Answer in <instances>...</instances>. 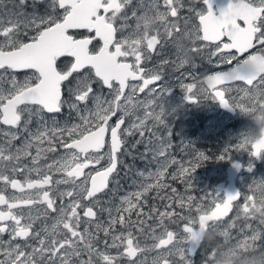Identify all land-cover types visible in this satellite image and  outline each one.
I'll return each mask as SVG.
<instances>
[{"label": "snow or ice", "instance_id": "1", "mask_svg": "<svg viewBox=\"0 0 264 264\" xmlns=\"http://www.w3.org/2000/svg\"><path fill=\"white\" fill-rule=\"evenodd\" d=\"M196 3L190 0L191 16L181 18L185 0H140L131 17L132 0H0V264H194L197 247L206 264L214 248L202 242L206 230L223 237L218 244L254 242L264 249V202L256 195L264 180L253 181L242 205L234 204L240 192L223 199L216 193L206 205L166 180L191 188V173L209 159L201 152L187 167L171 158V132L158 135L157 125L168 129L163 111L170 89L154 86L164 66L196 67L176 57L146 67L174 33L191 30L195 55L207 51L209 64L215 57L232 65L206 75L212 99L239 110L264 100V0H239L235 8L227 0L219 15L212 0H202V10ZM147 12L162 22L167 41L159 30L137 38L138 26L128 20ZM187 74L193 83H184L181 72L179 86L197 103L196 77ZM234 91L241 95L230 101ZM129 117L135 119L128 123ZM136 134L133 146L144 144L141 157L150 155L158 166L147 176L140 172L136 190L116 204L109 185L119 156L128 154L127 138ZM235 148L259 157L264 140L249 144L241 137ZM150 193L160 206L149 205Z\"/></svg>", "mask_w": 264, "mask_h": 264}, {"label": "rangeland", "instance_id": "2", "mask_svg": "<svg viewBox=\"0 0 264 264\" xmlns=\"http://www.w3.org/2000/svg\"><path fill=\"white\" fill-rule=\"evenodd\" d=\"M190 0H185V8L181 9L180 16L189 17L191 14L187 10V4ZM140 0H132V5L127 9V15L131 17V11L133 8L139 9ZM199 0L195 7H198ZM45 10L44 6H40L38 11L43 13ZM139 14V11H138ZM193 22H195V18L192 17ZM136 23L134 18H130L128 20V24L134 26ZM181 28H183V19L180 21ZM126 34V33H125ZM162 41H167V37L163 34V29H161ZM121 34L118 33L117 38L119 39ZM96 44V42H94ZM166 48H163L158 55L155 56L156 64L160 65L165 59H175L174 49L171 45L170 41H167L165 44ZM98 46V44L96 45ZM205 54V59H207V51L201 53L200 55H196V67L185 68L182 69L183 73V82L184 83H193L192 76H189L187 73L191 72L193 76L196 77V82L203 83V77L207 75L209 72H214L218 69L225 68L228 64H219L217 66H208L206 63H203L201 60V56ZM168 68L167 76L163 83L154 85L157 88L166 87L171 88L175 87L174 91L164 95V106L168 107H176L177 112L175 116H167L166 123L168 125V129L165 130L162 126L157 125L159 129L158 135L163 134L167 136L168 132H171V136L168 139L171 140L172 147L169 149L171 158L177 160L180 163H183L187 167H191L189 162H196L199 153H204L209 157V159L205 161H201L202 163L198 166L195 172L191 173V188H188L186 184L181 183L179 180L173 182L170 178L166 177V180L172 187H176L178 192L181 194H191L197 198V200H202L206 205L211 204L213 198L216 193L219 194L221 199L225 198V191L219 188V182L226 180L227 173L226 168L229 162L233 158H238L243 161L245 164L250 163V161H255V157L250 155V151L248 150H237L235 148L236 143L240 140V138H244L246 133V129L250 125V119L242 114L238 109L234 114L229 112L228 110L221 107L216 103L213 108L210 110L215 111L210 117L206 118V124L203 129L204 133V141L200 137L197 136V133H192L190 123L191 121L187 118H191V111L193 106H197L198 103H190L184 98V91L179 86L178 78L176 76L181 75V72H174L172 65L164 66V70ZM165 75V74H164ZM163 75V76H164ZM203 86L205 84L203 83ZM240 86V85H239ZM241 87V86H240ZM106 94V90H105ZM241 93L236 91L230 94L229 99L231 101L232 97L238 98ZM204 99L205 102L209 103L213 101L211 96H202L200 97ZM227 98V97H226ZM140 99H144L143 95H140ZM169 101V102H168ZM91 102L89 103V107H91ZM185 106V107H183ZM220 106V107H219ZM222 109V110H221ZM159 111V109H157ZM196 112V109L194 110ZM142 115V112L139 113ZM135 117H129L128 123L134 120ZM197 120V119H196ZM152 122L149 121V124ZM140 136L138 134L134 136H130L127 138L128 143L126 146L127 153L121 156L120 166L122 170H118V174H115L113 177V182L110 183L109 188L115 189V196H112V200L114 203H119V197L126 195L130 191H134V181L139 182L142 177L139 176L140 172H144L145 176L149 171H155L157 168V162L152 161L150 155L147 158H142L141 153L145 152V145L139 144L134 145L136 140H139ZM199 143H201L199 145ZM216 143V144H215ZM220 144V145H218ZM204 145L203 148L200 146ZM225 149H228L225 152ZM215 152V154H213ZM224 156V159H218L219 156ZM255 158V159H254ZM262 163L264 164V153H262ZM169 171H175V166L170 168ZM264 180V165L253 174L245 173L243 175V181H237L236 185L239 190L242 188L241 197L234 202V204L242 205L243 197L245 195H252L253 193L250 190V186L253 184V181H261ZM118 182V183H117ZM241 191V190H240ZM111 195V194H110ZM154 193L149 194L148 202L149 205L160 206L161 201L153 200L152 196ZM102 199H108L109 196H104L101 194ZM234 212L230 213V216H234ZM135 218V217H134ZM243 223L242 221L240 222ZM253 227L256 226V222L252 221ZM171 228L175 229L176 225H170ZM182 228V223L180 224ZM239 227V225H238ZM247 231V229H246ZM237 233L233 231V235L235 236ZM223 237L217 236L215 242H222ZM264 242V237H262V241ZM203 249L198 248L193 255L194 264H203Z\"/></svg>", "mask_w": 264, "mask_h": 264}, {"label": "clouds", "instance_id": "3", "mask_svg": "<svg viewBox=\"0 0 264 264\" xmlns=\"http://www.w3.org/2000/svg\"><path fill=\"white\" fill-rule=\"evenodd\" d=\"M228 3L235 8L238 6L239 0H228ZM136 24L138 26V39L143 40L146 36L155 34L158 30L161 32V29H163V34L167 36V31L162 27V22L158 21L151 12L141 14L137 18ZM193 40L194 36L191 34V30H182L180 34H173L170 42L178 62H183L186 65L195 63L196 55L191 51ZM193 95L198 97L207 95V88L203 86L202 82H196ZM252 95L255 96L256 93L253 92ZM176 112L177 108L172 111V107L166 108L164 106L163 115L165 118L175 116ZM240 112L251 121L246 129L244 139L249 144L264 140V100L259 105L240 109ZM256 195L261 202H264V189L257 192ZM217 236H219L218 233L206 230L202 237L203 244L214 245L211 258L207 260L206 264H264V249H258L254 242L246 246L218 244L217 242L214 243Z\"/></svg>", "mask_w": 264, "mask_h": 264}, {"label": "flooded vegetation", "instance_id": "4", "mask_svg": "<svg viewBox=\"0 0 264 264\" xmlns=\"http://www.w3.org/2000/svg\"><path fill=\"white\" fill-rule=\"evenodd\" d=\"M226 4H227V0H212V10H213L214 14L219 15L220 10H221L222 8L226 7ZM198 7H199L201 10H202V9H207V6H206V5H203L202 0H199V5H198ZM162 43H163V41H162ZM163 48H165V49L167 50L166 45H165ZM167 51H168V50H167ZM250 51H255V50H250ZM205 54H206V53H204V54L201 56V60H202L203 63H206L208 66H217V65H219V62L216 60L215 57L213 58V61H214V62H213L212 64H209V63H208V60L205 59ZM156 55H158V53H153V54H152V58H151V60L146 62V67H147V68H153V67H157V66H159L158 64H156V61H155V56H156ZM246 55H247V54H245V56H246ZM241 58H244V57H241ZM234 63H235V61H233V64H234ZM231 66H232V65H229V64H228V66H226L225 68H221V69H218V70H216V71H220V70L228 69V68H230ZM164 71H165V75L162 76L161 81L158 82L157 84L163 83L164 80H165V77L168 75V74H167L168 68H166ZM214 72H215V71H214ZM214 72H209L207 75L212 74V73H214ZM205 77H206V75L203 77V81H204ZM238 84H239L241 87L244 86V85L242 84V82H238ZM205 86H206V85H205ZM194 87H195V85H194ZM217 87H220V86H217ZM169 89H170L171 92H172V90L174 91V90L177 89V88H175V87H171V88H169ZM184 96H185V95H184ZM227 98H229V97H227ZM185 100H186V99H185ZM197 103H198L197 106H193L194 109H192V111H191V114H192L191 118H187V119H189V120L191 121V123H190L191 129H190V130H192V133H195V131H196L197 136L200 137V138L202 139V141H204V133H203V129H204L205 124H206V118H207V117H210L212 114L215 113V111H211V112H210V110L213 108L214 105H216V103L219 105V101L213 99V101L207 103V102L204 101V99L200 98V99L198 100ZM183 107H185V106H183ZM219 107H220V106H219ZM195 109H196V112L194 111ZM221 110H222V109H221ZM228 110L234 114L235 112H237L238 109H234V110H232V109L229 108ZM67 118H68V113H64L63 116L60 117L61 122L63 123L65 120H67ZM196 119H197V120H196ZM73 120L75 121V117H73ZM200 144H201V143H199V145H200ZM215 144H216V143H215ZM218 145H220V144H218ZM203 146H204V145H201L200 147L203 148ZM106 151H107V148L105 149V152H106ZM62 152H63V149H60V150H59V153H62ZM121 156H122V155L119 156V160H120V162H121ZM254 157H255V156H254ZM255 158H256V159H255ZM255 158H254L255 161H250V163H246V164L242 161V163H243V167H242L241 171L239 172V174H238V176H237V178H236V182H237V181H241V182L243 181V175H244V172H245V173H249V174H253L254 172L258 171V170L264 165V164L262 163V160H261V159H262V153H261L260 157H258V158L255 157ZM234 160H239V159H238V158H233V159L231 160V162H229V164L227 165L226 171H227V169H228V166H229V165L232 163V161H234ZM240 161H241V160H240ZM106 163H107V157L105 158L104 161L101 162V164L106 166ZM201 163H202V162H200V164H201ZM97 167L99 168L100 165H97ZM249 168H251V171H249ZM118 170H122L120 164L118 165ZM114 175H115V174H114ZM221 183H224V186H221ZM225 186H226V182H224V181H220V182H219V188H220V189L225 190ZM240 190H241L240 193H242V191H243L242 188H241ZM7 238H8V237H7V235L5 234L4 239H7Z\"/></svg>", "mask_w": 264, "mask_h": 264}, {"label": "water", "instance_id": "5", "mask_svg": "<svg viewBox=\"0 0 264 264\" xmlns=\"http://www.w3.org/2000/svg\"><path fill=\"white\" fill-rule=\"evenodd\" d=\"M170 92H171V90L169 91V93ZM226 108H228V107H226ZM242 167H243V163L240 160H234L228 166V169H227V179H228V183L225 186V190H224L225 191V197L227 195H229V194H234L236 192H240L239 188L236 185V178H237L239 172L241 171ZM221 186H224V183H221ZM198 248L199 247H197L195 249V252L198 250Z\"/></svg>", "mask_w": 264, "mask_h": 264}, {"label": "trees", "instance_id": "6", "mask_svg": "<svg viewBox=\"0 0 264 264\" xmlns=\"http://www.w3.org/2000/svg\"><path fill=\"white\" fill-rule=\"evenodd\" d=\"M213 154H215V152ZM201 262H203V261H201Z\"/></svg>", "mask_w": 264, "mask_h": 264}]
</instances>
